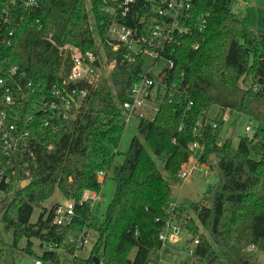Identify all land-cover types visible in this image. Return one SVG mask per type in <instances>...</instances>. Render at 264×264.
<instances>
[{
  "label": "trees",
  "instance_id": "trees-1",
  "mask_svg": "<svg viewBox=\"0 0 264 264\" xmlns=\"http://www.w3.org/2000/svg\"><path fill=\"white\" fill-rule=\"evenodd\" d=\"M231 2H194L196 13L211 12L206 31L177 39L170 55L175 65L167 79L175 86L161 97L154 118L139 120V135L132 138L118 165L115 156L126 128L120 105L130 99L144 58L129 62L124 51L107 46L109 59L118 62L82 101L75 118L53 116L40 108L71 67L67 60L62 70L64 58L48 38L58 45L71 43L97 51V39L106 37L113 21L103 10L104 0H39L37 7L26 9L20 0L9 7L11 21L0 26V77L7 78L12 66L26 76L8 79L17 101L6 105L0 99V114L9 108L18 110L19 126L31 134L30 150L14 155L9 168L16 171L13 187L25 178L29 184L19 186L0 207V221L5 231L13 233L12 250L25 237L26 251L47 259L54 252L35 253L33 238L41 246L62 245L89 229L98 237L89 256L75 257L76 264H148L150 255L163 247L160 234L169 218L174 185L182 180L179 172L191 155L188 145L195 139L197 121L218 105L238 117L253 118L257 125L253 135L242 131L236 146L233 136L222 139V120L211 119L217 122L215 128L211 122L204 126L205 150L200 159L216 158L212 169L218 182L207 190L205 203H192L197 219L184 218L189 241L199 240L191 264L257 263V254L249 255L245 249L255 244L264 253V34L235 17ZM7 3L0 0V22ZM197 42L200 46L194 48ZM3 91L0 88V94ZM153 154L164 163L165 174ZM0 159H4L1 135ZM110 171L116 187L103 217L88 204H77L70 226H52L56 203L43 207L38 220L31 221L35 207H42L56 189L79 201L85 190L100 192ZM101 172L105 181L100 180ZM180 217L177 213L176 220ZM69 246L73 251L75 245Z\"/></svg>",
  "mask_w": 264,
  "mask_h": 264
},
{
  "label": "built area",
  "instance_id": "built-area-1",
  "mask_svg": "<svg viewBox=\"0 0 264 264\" xmlns=\"http://www.w3.org/2000/svg\"><path fill=\"white\" fill-rule=\"evenodd\" d=\"M20 0H8L0 26L11 21L9 7L15 5ZM24 8L37 7L39 0H21ZM196 0H104L103 10L113 16V21L109 24L106 37L97 39L99 49L83 50L79 46L65 43L58 45L51 37L49 41L55 44L63 56L62 70L66 68L67 60L70 62V69L62 79L61 84H56L51 90L50 100H44L40 108L50 110L53 116H60L64 119L76 117L82 101L91 94L99 82L108 78L118 62V58L109 59L106 47L112 51H124L125 59L129 62L138 57L144 58V66L139 75V79L133 83L130 91V99L124 101L120 107L126 123L135 117L154 118L159 110L161 97L175 86L167 82L169 70L175 65L170 57L175 51V45L179 37L185 36L192 31L203 33L206 31L211 12L204 10L195 12L194 2ZM2 23V24H1ZM12 34V32H11ZM197 42L194 48H198ZM165 59L168 66L159 72V78L153 76V71L158 68L160 60ZM5 76L0 77V88L4 91L0 94V99L6 105H12L17 101V96L8 87V79L15 81L16 75L24 78L26 72L20 70L18 66H12ZM18 90H22L21 83L16 81ZM192 102H190V105ZM148 108V109H147ZM230 109H226L219 118L223 122L230 118ZM20 112L14 108L4 110L0 114V135L2 140V150L4 159H0V204L14 197L16 189L23 182H29V178L16 182L12 186L16 171H10V163L14 155L23 150H30L31 134L29 130L23 129L18 124ZM209 122L213 127H217V122L208 118L206 113L204 118L197 121L194 131L195 139L189 143L191 152L189 161L182 166L179 172L181 179L189 177L198 164L204 168L212 169L214 161L209 158L207 161L200 159L205 150V144L201 138L204 126ZM45 124H48L46 121ZM255 120L249 117V122L244 129L245 135H253L255 132ZM30 157L34 153L29 152ZM11 172V174L9 173ZM29 175V172H27ZM103 176V173H100ZM101 200L100 192L95 190H85L79 201L74 198H65L63 202H58L54 207V217L52 226H70L77 215V204H88L91 209ZM178 210L174 202L168 209L169 218L160 234L163 245L168 241L175 243L180 239L182 227L176 222ZM90 230L84 229L77 237H71L66 244L45 243L47 251L54 252V255L44 259L34 256L30 264H76L75 257L79 256L78 251L89 244ZM198 239L192 242L189 248V255L194 257L195 246ZM70 244L75 248L70 252ZM245 251L250 254H257L264 257V253L255 244H250ZM180 264H191V261H183Z\"/></svg>",
  "mask_w": 264,
  "mask_h": 264
},
{
  "label": "rangeland",
  "instance_id": "rangeland-1",
  "mask_svg": "<svg viewBox=\"0 0 264 264\" xmlns=\"http://www.w3.org/2000/svg\"><path fill=\"white\" fill-rule=\"evenodd\" d=\"M231 11L235 17L247 22L248 26L264 34V0H232ZM91 24L94 26L93 18H91ZM168 66V62L165 59L160 60L158 68L154 70L153 76L157 79L159 78V72ZM148 109V108H147ZM223 109L218 105H213L209 112L208 118L216 119L221 118L224 114ZM139 118L135 117L130 119L126 123V128L123 132L122 139L118 148V153L115 156L114 165L121 164L124 160L125 153L127 152L131 140L134 136L139 135L138 124ZM249 122L248 116H240L234 112H230V118L223 122L221 137L226 139L227 137L233 136L234 145L238 144L241 132L244 131L246 124ZM257 125V124H256ZM263 133V132H261ZM264 135V134H263ZM159 168L165 174L164 163L153 154ZM214 161L216 158H211ZM209 169V168H208ZM204 168L202 164H198L194 169L193 173L186 178H183L180 183L174 185L173 202L177 206L178 212L181 214L180 219L176 222L183 227L185 223V217H193L197 219L196 214L192 208V203L197 200H205L207 190L210 186L218 182V173L213 168L208 170ZM115 181L112 178V171H110L109 176L106 181L102 184V189L100 191L101 200L95 204L93 211L97 212L100 217H103L106 208L108 207L110 201L112 200L115 193ZM64 197L60 193L59 189H56L55 193L47 201L43 203V206H37L34 209L33 215L31 217L32 222H36L43 207L51 208L58 202H63ZM204 201L203 203H205ZM2 204H0L1 207ZM1 214V212H0ZM202 231H205L201 227ZM207 233V231H205ZM89 244L78 251V255L82 257H87L90 254V250L96 241L98 234L94 230H90ZM0 264H30L32 258L35 256L26 251L27 239L22 238L17 247L12 250L11 243L13 241V233L5 231L2 222L0 221ZM190 235L188 231L183 227L180 239L175 243H170L169 241L163 245V247L158 251L154 252L149 257L148 264H180L183 261H192L189 255V248L193 245L190 241ZM33 249L35 253L41 254L46 249L47 246L44 244L41 246L40 240L38 238H33ZM256 264H264V257H258Z\"/></svg>",
  "mask_w": 264,
  "mask_h": 264
},
{
  "label": "water",
  "instance_id": "water-1",
  "mask_svg": "<svg viewBox=\"0 0 264 264\" xmlns=\"http://www.w3.org/2000/svg\"><path fill=\"white\" fill-rule=\"evenodd\" d=\"M29 184V182H23L22 184H21V186L22 187H25V186H27ZM94 260L97 262L98 261V258L97 257H94Z\"/></svg>",
  "mask_w": 264,
  "mask_h": 264
},
{
  "label": "crops",
  "instance_id": "crops-1",
  "mask_svg": "<svg viewBox=\"0 0 264 264\" xmlns=\"http://www.w3.org/2000/svg\"><path fill=\"white\" fill-rule=\"evenodd\" d=\"M100 180L101 181H105L104 179H103V177L102 176H100ZM170 242V241H169ZM170 243H172V242H170Z\"/></svg>",
  "mask_w": 264,
  "mask_h": 264
}]
</instances>
